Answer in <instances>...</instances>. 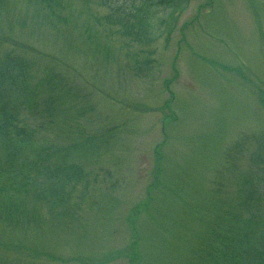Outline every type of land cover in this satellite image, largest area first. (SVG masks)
<instances>
[{
  "label": "rangeland",
  "instance_id": "1",
  "mask_svg": "<svg viewBox=\"0 0 264 264\" xmlns=\"http://www.w3.org/2000/svg\"><path fill=\"white\" fill-rule=\"evenodd\" d=\"M52 6L0 0V103L46 148V174L0 177V264L243 255L264 233V0H188L146 47L88 0ZM27 147L16 166L35 161Z\"/></svg>",
  "mask_w": 264,
  "mask_h": 264
},
{
  "label": "trees",
  "instance_id": "2",
  "mask_svg": "<svg viewBox=\"0 0 264 264\" xmlns=\"http://www.w3.org/2000/svg\"><path fill=\"white\" fill-rule=\"evenodd\" d=\"M85 3L87 0H84ZM99 7H104L111 13L108 16H104L108 25H114L117 27V32L119 35L127 40L128 45L135 44L142 47L150 46L157 42L161 37L162 26L168 24L166 32H170L174 26L177 19V14L180 13L188 3V0H88ZM45 8L49 13L53 14V0H41ZM211 3V1H209ZM168 9L170 19H159L158 13L159 9ZM117 33V34H118ZM147 54L150 55V52ZM15 68L17 69L18 75H20L21 66H24L22 62H13ZM2 69H0V72ZM13 85H16V80L13 79ZM5 94L4 89H0V96ZM12 102L6 100L0 103V177L7 174L8 172H15L16 167L21 170L22 176L26 177L24 174L25 170L35 169L37 173L43 175L45 173V168L40 163L44 160L43 153L45 147H33V141L35 137V130L31 126L27 125L25 121L20 117L17 108H9ZM174 117V116H172ZM175 119V117H174ZM261 141L264 139L261 137ZM28 146V147H27ZM244 146L246 144L244 143ZM25 147L31 150L35 161L28 162L25 164H20L16 166L14 164L15 156L18 151L23 150ZM260 151L264 150V146L259 147ZM160 156L158 155L157 161L159 162ZM261 164L263 163L262 156L260 157ZM34 162H36L34 164ZM2 164H4L5 169L1 170ZM49 168V167H48ZM50 169V168H49ZM74 174L71 170L66 171L68 177ZM12 176L8 175V185L12 186V181L10 180ZM15 177V176H14ZM74 177V176H73ZM158 182H159V178ZM1 186V184H0ZM255 183L252 180L248 184H243L241 187V193H244V197L239 198V206L247 203L248 200L255 198ZM255 194V195H254ZM241 245L245 248V253L243 255H235L232 252L223 253L218 256L212 257V264H264V233H260L253 239V244L248 248L247 237H243L240 240ZM132 263V262H131Z\"/></svg>",
  "mask_w": 264,
  "mask_h": 264
}]
</instances>
